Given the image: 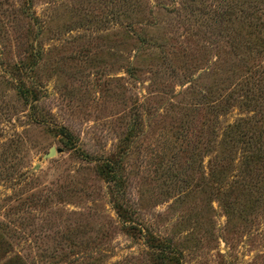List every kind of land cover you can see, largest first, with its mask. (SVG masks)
<instances>
[{
	"label": "rangeland",
	"instance_id": "rangeland-1",
	"mask_svg": "<svg viewBox=\"0 0 264 264\" xmlns=\"http://www.w3.org/2000/svg\"><path fill=\"white\" fill-rule=\"evenodd\" d=\"M0 264H264V0H0Z\"/></svg>",
	"mask_w": 264,
	"mask_h": 264
},
{
	"label": "water",
	"instance_id": "water-1",
	"mask_svg": "<svg viewBox=\"0 0 264 264\" xmlns=\"http://www.w3.org/2000/svg\"><path fill=\"white\" fill-rule=\"evenodd\" d=\"M54 154H55V148L52 147V148L50 149L49 153H48V156H52V155H54Z\"/></svg>",
	"mask_w": 264,
	"mask_h": 264
}]
</instances>
